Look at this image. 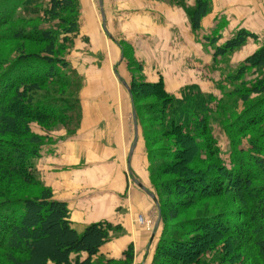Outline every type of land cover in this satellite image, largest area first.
I'll return each instance as SVG.
<instances>
[{"label": "trees", "instance_id": "1", "mask_svg": "<svg viewBox=\"0 0 264 264\" xmlns=\"http://www.w3.org/2000/svg\"><path fill=\"white\" fill-rule=\"evenodd\" d=\"M173 3L184 6L193 32L199 33L202 20L210 13L211 0H194L189 8L180 1L173 0ZM2 7L8 11L0 13V27L13 22H23V25L8 30V40L20 42L14 46L17 52L0 60V252L9 264H96L95 260L104 258L99 253L100 248L122 227L101 220L77 232L65 202L54 200L49 189H43L34 198L15 195L16 183L11 175L17 174L27 183L33 181L28 164L39 158L44 143L42 136L32 130V123L47 126L50 121L67 124L74 120L77 125L81 118L78 98L41 99L44 86H70L79 80L75 79L72 64L61 57L64 42L77 30L75 0H0ZM42 17L48 22L39 24ZM219 30L215 27L204 39L205 44L214 47L213 60L232 53L248 38H256L242 28L219 43ZM248 74L252 75L249 80ZM144 84L158 88L151 93L154 103L148 107L158 113L157 119L162 124L159 137L165 143L180 144L186 137L192 142H197L199 137L202 140L195 142L191 161L189 149L169 147L163 150L165 158L172 157L166 166L172 167L176 161L183 160L186 164L179 173L182 178L170 181V186L180 189L193 181L189 176L184 177L191 172L192 163L217 161L210 166L218 175L200 179L195 184L196 189L200 192L209 188L210 196L218 197L233 187L247 207L241 215L244 221L238 225L216 216L175 224L178 222L176 209L168 207L163 214L161 211L162 222L175 225L159 238L155 254L170 252L172 257L167 255L151 264H203V247L214 249L216 243L210 244V241L216 239L218 242L221 237L235 241L238 247L233 241L231 244L226 241L222 245L225 249L215 252L213 263L233 264L234 260L242 258L243 247L240 246L246 242L252 246L250 256L264 262V185H253L259 178L258 172L264 175V45L228 71L224 81L217 85L222 98L233 97L242 102L244 107L238 113L232 105L211 93H204L197 85L186 87L183 96L175 98L167 96L159 83ZM132 85L139 86L136 81ZM251 96L258 99L250 102ZM178 109L182 115L175 117ZM216 120L234 144L230 155L233 164L229 170L219 162V152L214 145L211 124ZM240 140H245L248 146L235 147ZM156 153L161 156L160 150ZM154 179L156 175L151 181L155 182ZM206 184L209 187L204 188ZM194 242H199V246ZM132 247L130 243L122 252L124 264L133 260ZM106 264L117 263L107 259Z\"/></svg>", "mask_w": 264, "mask_h": 264}, {"label": "rangeland", "instance_id": "2", "mask_svg": "<svg viewBox=\"0 0 264 264\" xmlns=\"http://www.w3.org/2000/svg\"><path fill=\"white\" fill-rule=\"evenodd\" d=\"M75 3L77 30L72 38L64 42L65 49L61 52V57H64L66 61L72 64L76 72L75 79L79 80L70 86L46 85L41 90L43 94L41 99L51 97L78 98L80 107L83 105V108L86 107L89 112H96L102 106L111 108L113 111L111 119L116 124L110 128L111 130L109 129L110 131L106 130L108 134L110 133V138L106 141L104 138L103 142L100 141L104 145L111 143L115 147L114 141L118 144V139L119 142L120 139L122 140L121 134L124 138V130L121 127H125V124L128 125L127 127H133L134 129L135 125L137 128V145L131 156L127 172L128 177L126 173H123L126 192L124 191L122 195H118L121 198L123 197L125 201L128 200L134 187L132 183L134 179L142 182L154 199L147 195L145 209L136 211L137 213L135 212L133 217L132 224L135 225V233H139V236L137 237V243L134 245L131 243L133 246V260L130 264H151L153 260L159 261L167 255L172 257L170 252L155 254L157 241L165 235L164 233L172 225L213 216L221 220L229 219L233 225L242 223L244 218L241 215L243 216L247 207L240 201L239 192L235 193L232 190L233 187L218 197L210 196L207 184L203 186L207 188L204 191L198 192L195 187V184L199 183L200 179L218 175L213 170V166H210L212 163L217 164V161L192 163L189 168L191 172L184 177L188 178L189 176L193 181L186 183V186L180 189H174L170 186V181L182 178L179 173L186 164L183 160L176 161V164L172 167L166 166L165 163L170 161L172 157L165 158L163 150H168L169 147L189 149L188 158L191 161L196 141L192 142L191 138L186 137L180 144L165 143L162 140L163 138L159 137L162 130L161 120L157 119V111L148 107V105L154 103L150 98L151 93L157 91L158 88L148 87L144 83H159L163 86L167 96L175 98H181L186 87L190 89L192 85H197L204 93H211L217 99L219 98L224 103H228L229 106L232 105L234 112L238 113L244 107L242 102L233 99V97L222 98L220 95L222 92L219 91L217 85L224 81L225 74L235 68L239 61L249 57L259 47L264 45V41L247 44L248 41L246 40L238 49L222 58L218 57L215 61L212 58L214 47L209 44H206L205 47L200 45L201 42L199 43L196 40L197 33L193 32L190 26L188 14L184 15L181 12H176V9L180 11L179 6L171 0H75ZM141 4L148 9H159L165 12L166 16L179 23L180 27H185L188 31V37L185 36L183 31H179V26V29L174 27L173 30H169L164 26L157 30V36L163 34L164 30H166L171 36L170 40L158 42L157 45L154 43H152L153 45L151 43L148 45L136 39L135 35L139 31L137 23L131 20H124L122 15L123 11H135V8H138ZM168 9H172V12H168ZM6 11H8V8L6 10L5 7L0 8V13L3 14ZM101 11L106 13L103 14L104 18ZM38 14L42 16L41 12H38ZM46 22H48L47 19L42 17L39 24ZM17 25L22 26L23 22L7 23L0 27V60L7 59L8 56L17 52L14 46L20 42L8 40L7 37L10 27H17ZM209 36L210 34L206 37L208 38ZM24 44L27 45L26 42ZM251 77L252 75L248 74L247 80L251 79ZM135 81L139 85L138 87H133L132 83ZM256 99L258 97L251 96L249 101L253 102ZM99 102L105 104L100 105ZM131 107L132 111L130 110L131 112L129 113ZM174 115L175 117L182 115L181 109H178ZM80 117L77 125L74 120L67 124L50 121L49 126H40L32 123L31 128L35 133L42 136L43 146L53 145L58 137L69 139L77 137L78 133L80 134L79 126L82 114ZM102 121H104L102 126L104 128L106 120ZM211 127L216 141L214 145H216L219 152L218 160L229 170L231 169V164H233L230 160V155L234 150L233 141L225 134L217 120L211 124ZM128 130L131 137L132 130L131 128ZM91 139L90 141L95 143L96 138L91 137ZM200 141H202L201 137L197 138L196 143H200ZM238 142L240 143L235 147L246 148L248 146L245 140ZM158 150L161 153L160 157L156 155ZM98 153L100 152L98 151ZM41 159L37 158L28 164L31 167L32 182L27 183L17 177V174H12V171H10L13 181L16 183L17 193L15 195L34 198L38 197L43 189H49L53 199L57 200L56 185L53 180L48 178V170L46 171L44 166H40L39 161ZM47 161L42 160L40 163L45 166L54 165L53 158ZM188 163L190 164L191 162ZM257 174L259 178L253 181V185L262 187L264 185V175L260 172ZM155 175V182H152L151 177H155ZM203 185H205L204 182ZM168 207H173L177 210L178 222L175 224L162 222L163 215L161 217V211L163 214ZM120 211L122 213L127 212L122 208H120ZM139 217H144L149 221L147 227L138 225L137 220ZM120 226L122 230L111 240L124 235L125 229L122 225ZM215 240L210 241V244L216 243L214 249L211 250L206 245L203 247V264H215L212 262L215 252L224 250L225 247L222 245L226 241L228 244L233 241L231 239L226 240L223 237L219 238L218 242H215ZM233 242L234 244L236 243L235 241ZM193 244L199 246V242H194ZM235 247H238L237 243ZM240 247H243L242 258L234 260L233 264H264V262H259L255 257L250 256L252 255L251 244L246 242ZM1 253L0 264H9ZM15 255L19 256L18 254ZM102 255L104 258L95 260L96 264H106L107 259H113L117 264H124L122 252L102 253Z\"/></svg>", "mask_w": 264, "mask_h": 264}, {"label": "crops", "instance_id": "3", "mask_svg": "<svg viewBox=\"0 0 264 264\" xmlns=\"http://www.w3.org/2000/svg\"><path fill=\"white\" fill-rule=\"evenodd\" d=\"M171 1L173 2V0ZM176 1L182 2L185 7L189 8L194 0ZM178 6L180 11L176 9V12L186 15L184 6ZM210 7V13L202 20L201 29L196 35V40L201 42L202 47L206 45L204 39L208 34L211 35L215 27L220 28L218 31L221 35L219 43L230 38L242 28L256 36L255 39L248 38L247 44L264 41V0H211ZM171 10L168 9V12H172ZM123 12L124 20L136 22L139 27L138 33L134 34L135 38L148 45L150 43L157 45L158 42L171 39L166 30L157 36L159 28L165 26L169 30H173L174 27L179 29L181 26L172 18L167 17L165 12L159 9H148L142 4L133 12ZM101 13L104 18L103 14L106 13L103 11ZM179 31H183L188 37L185 27H180ZM99 104L105 103L99 102ZM130 110L132 111V107L129 109V113ZM81 111L80 134L69 139L58 137L53 145L43 146L40 151L39 158L42 159L39 164L44 166L46 171L48 170V178L53 180L56 185L58 193L56 198L67 204L70 221L77 232H81L87 225L101 220L118 223L124 227L123 236L107 242L99 251L100 254H111L117 251L121 253L128 244L137 243L139 233H135V225L132 224L133 217L136 211L145 209V202L150 196L144 184L133 179L134 187L131 190L130 198L125 201L123 197H119L124 191L126 192L123 173H126L128 177L131 156L137 145V128L135 125L134 129L127 127L128 125L125 124V127H121L124 130V138L121 134L122 140L120 139L119 142L118 139V144L114 141L115 147L111 143L104 145L101 143L104 138L105 141L110 138V133L108 134L106 130L116 124L111 119L112 109L102 106L96 112H89L86 107L83 108L81 105ZM102 120H106L104 128H102L104 122ZM130 128L132 130L131 137L128 132ZM91 137L96 138L95 143L90 141ZM50 158H53L54 165L45 166L40 163L42 160L48 162L47 160ZM83 162L84 164H82ZM120 208L127 212L122 213ZM84 256L82 254V257Z\"/></svg>", "mask_w": 264, "mask_h": 264}, {"label": "built area", "instance_id": "4", "mask_svg": "<svg viewBox=\"0 0 264 264\" xmlns=\"http://www.w3.org/2000/svg\"><path fill=\"white\" fill-rule=\"evenodd\" d=\"M137 222H138V225L141 227H147L149 224V221L144 217H139Z\"/></svg>", "mask_w": 264, "mask_h": 264}, {"label": "water", "instance_id": "5", "mask_svg": "<svg viewBox=\"0 0 264 264\" xmlns=\"http://www.w3.org/2000/svg\"><path fill=\"white\" fill-rule=\"evenodd\" d=\"M149 195H150V194H149ZM150 197L154 199L153 195H150Z\"/></svg>", "mask_w": 264, "mask_h": 264}]
</instances>
